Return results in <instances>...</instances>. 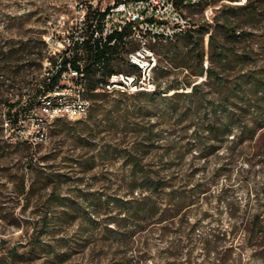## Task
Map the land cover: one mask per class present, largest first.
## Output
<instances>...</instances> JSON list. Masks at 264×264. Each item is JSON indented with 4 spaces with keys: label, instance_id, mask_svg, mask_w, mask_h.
<instances>
[{
    "label": "rangeland",
    "instance_id": "rangeland-1",
    "mask_svg": "<svg viewBox=\"0 0 264 264\" xmlns=\"http://www.w3.org/2000/svg\"><path fill=\"white\" fill-rule=\"evenodd\" d=\"M89 1L0 0V43L6 37L19 39L39 34L45 39L50 36L53 44L46 55L54 56L52 51L61 55L71 29L80 32ZM208 1L210 4L205 8L200 3L180 7L190 25L211 23L222 4L244 3L245 0ZM110 2L98 0L91 5L101 9ZM159 5L155 7L158 16H166L170 25L174 23L172 13L168 10L160 13L161 1ZM158 16L155 21H166ZM255 22L263 32L264 3ZM206 42L207 36L205 49ZM139 45L138 41L131 40L122 56L126 50ZM145 46L153 52L156 64L159 60L166 64L157 41L147 39ZM254 49L253 65L264 76V48ZM49 66L43 59L42 69L27 70L23 76L26 87L20 85L18 77L4 97L15 100L22 94L26 98L32 93L28 83L44 74L45 67ZM118 69L127 71L129 67L121 63ZM154 69L155 66L148 76L141 78L137 90L126 92L127 95L153 92L157 79ZM174 76L170 74L159 81ZM178 77L182 78L183 73ZM71 87L62 92L63 106L76 101L72 97L79 87L76 91ZM97 91H105L112 99H119L121 93L115 88ZM251 99L245 101L249 107L243 116L238 110L232 111L230 131L215 134L217 140L210 139L213 133L204 132L205 141L200 147L195 142L194 127L190 125L182 135L177 129L184 122L176 124L175 116H169L159 127L162 143H172L165 157L181 165L177 185L184 184L181 179L185 177L189 178L188 188L199 182L205 190L168 221L115 216V209L111 204L106 206L105 201L110 195L126 193L124 187L119 188L120 163L106 159L104 163L98 160L93 167H81L79 154L88 148L76 141V119H50L52 110L43 107L45 101L40 99L18 126L10 127L4 122L0 125V264H264V243L257 225V221L260 224L264 221V117L254 121ZM48 106H60V99ZM5 110L0 103V113ZM60 115L67 116L63 108ZM242 117L255 128L252 137L241 134ZM148 119L143 122L155 124V109ZM128 121L133 122V117ZM131 124L117 133L119 137L124 136V145L128 147L140 141V137L136 138L140 134ZM108 134L104 131L99 135ZM22 141L24 145H16ZM26 146L30 147L28 155L22 151ZM143 158L155 164V147ZM32 181L34 188L30 186ZM93 199L100 201L99 209ZM109 217L116 219L110 226L118 225L127 233L136 226L142 227L126 235L124 243L119 244L103 235Z\"/></svg>",
    "mask_w": 264,
    "mask_h": 264
},
{
    "label": "trees",
    "instance_id": "trees-1",
    "mask_svg": "<svg viewBox=\"0 0 264 264\" xmlns=\"http://www.w3.org/2000/svg\"><path fill=\"white\" fill-rule=\"evenodd\" d=\"M171 2L185 23L183 27L175 25L179 30L171 35L155 33V41L166 57V64L161 60L155 63L157 79L151 93L138 91L127 95L121 92L119 99H112L105 91H97L105 90L104 85L112 74H134L140 77V69L127 60L126 53L129 50L122 56L125 46L132 40L128 38L132 32L130 25L104 39L100 34L104 12L93 8L90 3L80 32L71 29L69 43L59 58L46 55L47 43L39 34L19 39L6 37L0 43V103L6 108L0 113V125L6 122L10 127L18 126L34 104L39 103L40 99L45 101L43 97H51L59 85L60 70L66 63L70 62L74 68H78L77 61H82L84 96L90 104L86 117L74 121L77 125L74 129L76 141L81 147L88 148V151L79 154V164L81 167H93L98 160L104 163L106 159L120 163L122 173L118 179L119 188L124 187L126 193L110 195L105 202L106 206H113L115 216L123 215L125 219L141 221L143 218L155 217V222L172 220L205 192L199 182L188 188L189 178L183 177L181 180L184 184L177 185L181 165L165 157L172 143L164 144L160 137L159 127L168 121L169 116L176 117V124L184 122L177 129L182 135L187 133L190 125L194 127L198 147L205 141L204 132L213 133L210 139L217 140L215 134L223 135L230 131L232 111L238 110L243 116L249 107L245 101L249 102L250 98V106L255 109L254 121L264 117V76L253 65L256 56L254 48H264V31H260L255 22L264 0L224 3L218 7L212 22L202 25H190L180 7L200 3L205 8L210 1ZM79 37L82 38L81 42ZM67 51H70L69 55ZM43 59L50 66L45 67L44 74L28 83L31 94L28 93L26 98L20 94L15 100L4 97L18 77L20 85L26 87L23 79L25 72L42 69ZM121 63L129 69L120 71L118 65ZM179 73H183L180 79ZM170 74L175 76L159 81V78ZM57 99L47 98V105ZM130 99L135 102H130ZM154 109L157 121L155 124L149 121L145 124L143 121L149 120L148 116ZM130 117L134 119L131 125L140 134L136 136L140 137V141H136L133 147L124 145V136H117V133L126 130ZM241 119V134L247 133L248 137H252L255 128L246 123L243 117ZM104 131L109 134L100 136ZM23 143L17 142L16 145L21 147ZM151 147H155V164L143 158ZM211 147L216 148L214 144ZM22 148L28 155L30 147ZM30 186L34 188V181ZM53 196L51 192L50 200ZM93 201L99 209L100 201ZM115 221L114 217L107 219L103 235L119 244L124 243L126 235L142 227L136 226L127 233L118 225L110 226ZM257 222L259 236L264 243V221L262 224Z\"/></svg>",
    "mask_w": 264,
    "mask_h": 264
},
{
    "label": "built area",
    "instance_id": "built-area-1",
    "mask_svg": "<svg viewBox=\"0 0 264 264\" xmlns=\"http://www.w3.org/2000/svg\"><path fill=\"white\" fill-rule=\"evenodd\" d=\"M160 1L162 5L161 9H163L160 13L164 10H168L173 15L174 23L171 25L168 23L166 16H158L159 12L155 7L160 6ZM186 1L193 2L194 0ZM97 2L98 0L89 1L92 5ZM98 10L104 12L100 33L104 39L107 35L113 32H119L124 26L130 25L132 32L128 38L136 40L140 44L137 48L131 49L126 53L127 60L140 69V77L134 74L114 73L108 78L107 83L104 85V89L112 90L115 88V90H119L120 92H133L138 89V82L141 78H145L146 75L148 76L149 70L155 66L154 54L145 46L147 39L155 40V33L171 35L173 32L179 30V27H175V25L183 27L185 20L174 9L171 0H111L108 6ZM157 16L162 19L164 18L166 21H155ZM78 39L79 42H81L82 38L79 37ZM45 41L47 43L48 53H50L49 47L53 44V39L48 36L45 38ZM68 43L69 39L67 41V44ZM58 52H60L59 49ZM69 53L70 51H67L66 54L69 55ZM52 54H54L56 58H59L56 51H52ZM77 64L78 68H74L70 62H67L65 67L60 70L59 85L56 86V90L52 93L51 97H43L45 98V105H43V107H49V109L52 110V117L50 119H55L57 117H64L71 120L79 119L85 117L88 112L90 102L84 96L85 76L83 72V63L79 60ZM58 66L57 64V67ZM71 86H73L74 91H76V87H79L77 89V94L72 97V99L77 101V108H70L71 116H62L60 115V108H63L62 98L64 95L62 92L71 89ZM47 98H59L60 106H48Z\"/></svg>",
    "mask_w": 264,
    "mask_h": 264
},
{
    "label": "bare ground",
    "instance_id": "bare-ground-1",
    "mask_svg": "<svg viewBox=\"0 0 264 264\" xmlns=\"http://www.w3.org/2000/svg\"><path fill=\"white\" fill-rule=\"evenodd\" d=\"M70 108H77V101H74L73 103L66 104L63 106V112L67 116H71V109Z\"/></svg>",
    "mask_w": 264,
    "mask_h": 264
}]
</instances>
